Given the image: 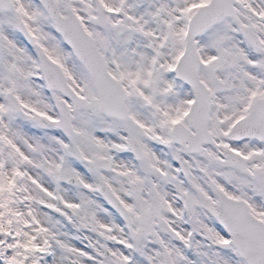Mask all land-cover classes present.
Returning <instances> with one entry per match:
<instances>
[{
  "label": "snow or ice",
  "instance_id": "1",
  "mask_svg": "<svg viewBox=\"0 0 264 264\" xmlns=\"http://www.w3.org/2000/svg\"><path fill=\"white\" fill-rule=\"evenodd\" d=\"M0 264H264V0H0Z\"/></svg>",
  "mask_w": 264,
  "mask_h": 264
}]
</instances>
